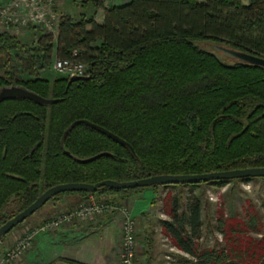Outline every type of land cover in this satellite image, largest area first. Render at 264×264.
<instances>
[{
    "label": "trees",
    "instance_id": "16d2710c",
    "mask_svg": "<svg viewBox=\"0 0 264 264\" xmlns=\"http://www.w3.org/2000/svg\"><path fill=\"white\" fill-rule=\"evenodd\" d=\"M81 1L102 10L103 21L63 15L57 35L42 31L35 48L0 32V87L19 84L59 99L51 105L24 98L0 101V227L58 184L264 167V67L228 61L200 45L230 44L264 56V0L247 5L242 0H121L112 6L106 0ZM36 51L47 59L83 62L90 78L69 84L68 77H41L44 66ZM14 52L32 78L21 77ZM80 120L105 127L131 147ZM103 152L109 154L78 161ZM255 179L264 177L101 186L68 190L51 200L95 194L118 205L148 188ZM179 198V193L167 195L169 217L160 224L172 245L189 257L178 256L181 263L264 264V223L252 200L244 207L246 218L218 211L212 228L225 243L211 245L203 241L201 198L193 190L183 204ZM151 261L149 255L147 264Z\"/></svg>",
    "mask_w": 264,
    "mask_h": 264
},
{
    "label": "rangeland",
    "instance_id": "374dc122",
    "mask_svg": "<svg viewBox=\"0 0 264 264\" xmlns=\"http://www.w3.org/2000/svg\"><path fill=\"white\" fill-rule=\"evenodd\" d=\"M205 1V0H201ZM121 2V0H106L107 6H112L116 3ZM244 5H247L249 3V0H242ZM81 0H57L56 1V10L59 14L57 25L59 26L61 17L63 15H68L70 17H73L74 19H79L81 17V14H86L88 17L94 18L97 22H102L104 18V12L102 10H94V8L91 5L82 6ZM41 30H38L36 28H24L20 31H16L15 29L10 30V33L16 35L19 37V39L28 47V48H35L36 43L38 41L39 36L41 35ZM58 28L54 33V36L57 35ZM45 33V32H44ZM200 45L205 48L213 49L212 43H205L201 42ZM231 46L230 44H227ZM232 47V46H231ZM38 54V52L36 51ZM221 54V53H220ZM39 58L41 59L39 61V66H44L40 68L39 70V76L46 77L49 79H54L56 77H68L70 79V74L65 72H60L57 69H54V62L58 56L51 57L50 59H47L46 55L42 52H39L38 54ZM221 56L225 58L228 61H234L230 60L226 57H224L222 54ZM13 63L14 65L19 69L20 75L23 79H29L32 78V76L25 72L22 69L21 63L19 61L18 55L16 52L13 53ZM1 88V87H0ZM193 190L197 193V197H200L203 202V223H204V229L203 233L204 236V242L217 245V243L224 244L225 241L223 239V235L219 231H213L212 228V219H214L220 209H223L225 211V214L230 215H237L241 216L242 218H246L244 207H246L247 201L252 200L255 203L256 211H259L261 215V219L264 223V179H255L247 184L240 183L239 181H233L230 182L228 185L225 186H211V185H203L200 187H186V188H175V189H168V187L162 188L160 191V198L162 199V204L158 207H154V211H151L150 214L145 218V221L147 220V223L150 224V226L155 228L158 227L157 225L160 224V220L162 219V215L160 216V213L165 210V203H166V197L167 195L174 196L175 194H180V203L183 204L186 201L187 194ZM211 195L214 196V200L211 199ZM66 196H77L79 198L78 202L75 203V205L66 207V205H62L63 199ZM93 196L96 199L98 198L95 194L88 195L87 198H80V195H65L60 200H51L44 206H42L39 210H37L33 215L28 217L22 224L18 225L14 230H12L6 237L2 238L0 241V264H48L47 258H43L42 252L37 250L35 248V240L38 235L41 233L46 232H57L58 230H45L40 231V227L46 223L47 221L51 220L52 217L58 214L60 211L71 209L75 206H78L82 202H85L89 200V198ZM68 198V197H67ZM98 200V199H97ZM122 204V205H121ZM121 207H127L130 212L131 208L127 204L120 202L118 206ZM158 208V210H157ZM152 210V209H151ZM116 211L120 212V210L116 209ZM132 213V212H131ZM101 216V215H100ZM165 218V216L163 217ZM92 221L91 219L81 221V222H87ZM122 222H123V214H122ZM80 223V222H79ZM139 224L137 222V228ZM146 228H150L148 225H146ZM211 228V229H210ZM211 231V233H209ZM150 232V231H149ZM145 235V234H144ZM141 234V232L137 229V238L139 246L137 247V256L135 258L134 264H147V256L144 257L145 251L147 250V243H146V236ZM155 240L154 245L152 246V253H151V264H183L180 262L181 257L178 256H186V253H179L177 254V250L172 249L171 246H163L162 235L159 234V231L155 232ZM164 237H167V235L163 232ZM28 236H32V240L29 244V246L23 250L22 254L19 258H16L14 260H8L7 254L9 251L14 248L20 240H23L27 238ZM250 236H253L254 238H262L261 234L250 232ZM208 241V242H207ZM161 251V252H159ZM177 256L174 258V261L171 262L170 258H168V254ZM140 254V255H139ZM143 254V255H142ZM142 255V256H141ZM172 257V256H171ZM189 258V257H188ZM50 264V263H49Z\"/></svg>",
    "mask_w": 264,
    "mask_h": 264
},
{
    "label": "crops",
    "instance_id": "0c3cea01",
    "mask_svg": "<svg viewBox=\"0 0 264 264\" xmlns=\"http://www.w3.org/2000/svg\"><path fill=\"white\" fill-rule=\"evenodd\" d=\"M162 188L164 187L159 188L158 191L148 188L127 200V204L139 224L138 230L147 237L148 247L144 252V257L147 256V260L152 253L149 241L151 240L154 245L156 231H159V234L162 235L163 246L172 245L171 241L168 242L165 239L161 224L157 225L155 231V228L150 226L147 220L145 221L148 214L154 211V207L162 204L161 198L156 203L153 202ZM169 188L175 189L173 187ZM78 200L77 196H66L61 204L70 207L75 205ZM161 215L162 219L169 217L166 211L161 212ZM164 216L165 218H163ZM121 224L122 213L109 210L90 222L70 223L57 232L41 233L34 242L35 248L42 252L43 258H47L48 264L51 262H55L54 264H74L67 260L80 264H120ZM146 225L150 228H146Z\"/></svg>",
    "mask_w": 264,
    "mask_h": 264
},
{
    "label": "built area",
    "instance_id": "2783aa9c",
    "mask_svg": "<svg viewBox=\"0 0 264 264\" xmlns=\"http://www.w3.org/2000/svg\"><path fill=\"white\" fill-rule=\"evenodd\" d=\"M57 0H0V32H9L15 29L17 32L24 28H36L45 33H55L58 28L57 22L59 14L56 10ZM12 34V33H11ZM77 54V51H75ZM54 69L60 72L70 74V76H86L88 74V65L69 58H57L54 62ZM247 184V183H243ZM214 200V196L211 195ZM120 210L123 214L121 224V251L120 264H134L137 256V247L139 246L137 238V219L133 216L127 207H121L116 204H110L106 201H99L91 196L89 200L82 202L68 210L60 211L51 220L40 227V231L58 230L62 226L70 223L94 220L109 210ZM32 236L20 240L7 254L8 260L19 258L31 240ZM168 242L171 241L167 236ZM171 246V245H168ZM176 247L172 245V249ZM177 254L183 253L177 249ZM172 256V257H171ZM187 256V254H186ZM177 256L168 254L171 262Z\"/></svg>",
    "mask_w": 264,
    "mask_h": 264
},
{
    "label": "water",
    "instance_id": "95a60500",
    "mask_svg": "<svg viewBox=\"0 0 264 264\" xmlns=\"http://www.w3.org/2000/svg\"><path fill=\"white\" fill-rule=\"evenodd\" d=\"M213 49L221 53L224 57L230 60H237L245 64H254L260 65L264 67V56H260L257 54H253L241 49H237L235 47H231L225 44L212 43ZM90 76H71L69 79V84L78 79H89ZM24 98L33 100L36 103L43 105H51L57 103L59 99L56 98H46L23 85H6L0 88V101L7 99H17ZM79 122H84L91 127L107 134L111 138L116 141L130 146V144L106 129L105 127L93 123L89 120H80ZM131 147V146H130ZM109 153L103 152L99 153L95 156H92L87 159H79L78 161L82 163H87L96 160L97 158L107 155ZM247 177H264V167H249V168H240L233 170H223V171H215V172H207V173H199V174H165V175H156L149 178L133 180V181H116V180H104L98 182L96 184H89L83 182H69L55 185L41 194L36 201H34L30 206H28L23 211L16 214L14 217L9 219L5 224L0 227V241L3 236L9 232L12 228H14L19 223L26 220L28 217L33 215L37 210H39L42 206H44L49 200H51L54 196L61 192H65L68 190H88L95 191L101 186H109L114 188H136L141 186H151L155 183H198L202 180L206 181H214V180H233L235 178H247Z\"/></svg>",
    "mask_w": 264,
    "mask_h": 264
}]
</instances>
